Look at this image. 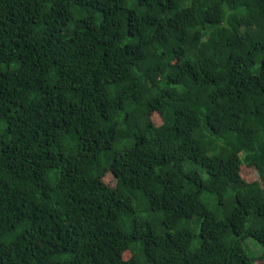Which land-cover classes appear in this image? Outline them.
Returning a JSON list of instances; mask_svg holds the SVG:
<instances>
[{
	"label": "trees",
	"instance_id": "1",
	"mask_svg": "<svg viewBox=\"0 0 264 264\" xmlns=\"http://www.w3.org/2000/svg\"><path fill=\"white\" fill-rule=\"evenodd\" d=\"M258 259L264 0H0V264Z\"/></svg>",
	"mask_w": 264,
	"mask_h": 264
},
{
	"label": "rangeland",
	"instance_id": "2",
	"mask_svg": "<svg viewBox=\"0 0 264 264\" xmlns=\"http://www.w3.org/2000/svg\"><path fill=\"white\" fill-rule=\"evenodd\" d=\"M246 245H247V249L249 251H250V249L252 250V251H250L252 254H254V253L259 254L261 249H262V246L257 241H255L253 238H248L246 240ZM249 247H250V249H249ZM257 264H264V261L258 259Z\"/></svg>",
	"mask_w": 264,
	"mask_h": 264
}]
</instances>
